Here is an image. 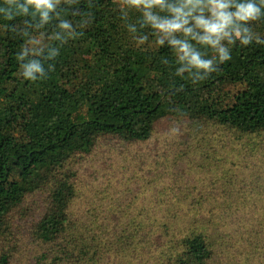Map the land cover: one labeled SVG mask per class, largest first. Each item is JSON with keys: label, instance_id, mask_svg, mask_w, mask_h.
<instances>
[{"label": "trees", "instance_id": "trees-1", "mask_svg": "<svg viewBox=\"0 0 264 264\" xmlns=\"http://www.w3.org/2000/svg\"><path fill=\"white\" fill-rule=\"evenodd\" d=\"M261 9L0 0V264H264Z\"/></svg>", "mask_w": 264, "mask_h": 264}, {"label": "clouds", "instance_id": "clouds-1", "mask_svg": "<svg viewBox=\"0 0 264 264\" xmlns=\"http://www.w3.org/2000/svg\"><path fill=\"white\" fill-rule=\"evenodd\" d=\"M42 2H46V0H42ZM134 2H137V3H139L140 2V0H134ZM152 2L153 3H161L162 2V0H152ZM5 3L6 4H13V3H15V0H5ZM160 27H165L164 25H161ZM169 27H172V28H178L179 27V25H170ZM213 31H215L216 30V28L215 27H213V29H212ZM193 59H195V57L193 58ZM31 74V69L29 70V73H28V75H30Z\"/></svg>", "mask_w": 264, "mask_h": 264}, {"label": "rangeland", "instance_id": "rangeland-1", "mask_svg": "<svg viewBox=\"0 0 264 264\" xmlns=\"http://www.w3.org/2000/svg\"><path fill=\"white\" fill-rule=\"evenodd\" d=\"M261 14H263V15H264V9H261Z\"/></svg>", "mask_w": 264, "mask_h": 264}]
</instances>
